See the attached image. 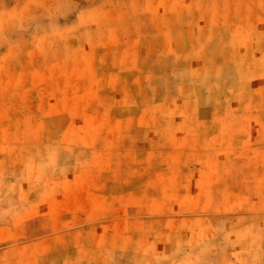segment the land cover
Returning a JSON list of instances; mask_svg holds the SVG:
<instances>
[{"label":"rangeland","instance_id":"obj_1","mask_svg":"<svg viewBox=\"0 0 264 264\" xmlns=\"http://www.w3.org/2000/svg\"><path fill=\"white\" fill-rule=\"evenodd\" d=\"M0 264H264V0H0Z\"/></svg>","mask_w":264,"mask_h":264}]
</instances>
